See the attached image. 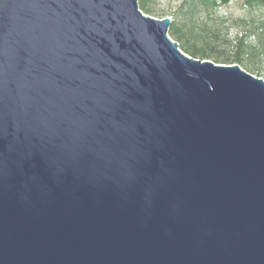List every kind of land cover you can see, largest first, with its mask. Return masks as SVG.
Masks as SVG:
<instances>
[{
	"label": "water",
	"instance_id": "water-1",
	"mask_svg": "<svg viewBox=\"0 0 264 264\" xmlns=\"http://www.w3.org/2000/svg\"><path fill=\"white\" fill-rule=\"evenodd\" d=\"M170 24L0 0V264H264V80Z\"/></svg>",
	"mask_w": 264,
	"mask_h": 264
},
{
	"label": "trees",
	"instance_id": "trees-1",
	"mask_svg": "<svg viewBox=\"0 0 264 264\" xmlns=\"http://www.w3.org/2000/svg\"><path fill=\"white\" fill-rule=\"evenodd\" d=\"M230 1L174 0L161 8L160 0H138V9L156 19L170 17L168 36L188 56L238 65L264 80V15L253 11L264 9V0H245L246 12L228 23L218 11Z\"/></svg>",
	"mask_w": 264,
	"mask_h": 264
},
{
	"label": "rangeland",
	"instance_id": "rangeland-1",
	"mask_svg": "<svg viewBox=\"0 0 264 264\" xmlns=\"http://www.w3.org/2000/svg\"><path fill=\"white\" fill-rule=\"evenodd\" d=\"M173 1L174 0H160V7L167 8L169 5L174 4L172 3ZM258 10L255 9L253 11H257V14L260 13L264 15V9ZM218 12L219 15L224 19V21L230 23L231 20H235V18H240V16L246 12L245 0H231L227 6L221 7ZM228 23L226 24L227 26L229 25ZM233 32L234 30L231 29L229 32V38L231 37V33Z\"/></svg>",
	"mask_w": 264,
	"mask_h": 264
}]
</instances>
